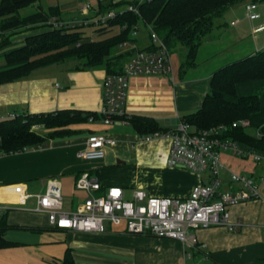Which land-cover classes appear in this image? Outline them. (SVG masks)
Masks as SVG:
<instances>
[{"label":"crops","instance_id":"obj_1","mask_svg":"<svg viewBox=\"0 0 264 264\" xmlns=\"http://www.w3.org/2000/svg\"><path fill=\"white\" fill-rule=\"evenodd\" d=\"M99 1L103 0L90 3L96 8ZM42 3L36 4L29 15L41 9L61 8V5ZM251 3L258 5L254 12L260 18L256 21L246 17V5ZM221 20L227 33L204 42L198 52L200 61L190 71L182 72V47L171 52L175 83L161 76L131 80L125 106L128 118H152L162 128L175 130L183 117L201 109L211 92V78L217 70L264 51V2L247 1L234 6ZM111 31L117 33L119 29ZM90 34L96 33L93 30ZM27 37H16L0 50L11 45L23 47ZM152 45L147 30L142 27L134 41L120 53H127L131 48L147 50ZM11 51L0 54V60L5 61L0 72L9 69L5 55ZM128 61L129 58L124 60V66ZM107 76L105 68L83 69L70 64L39 69L26 78L0 84V117L9 112L12 114L9 116H13L63 110L97 114L103 106ZM252 88H264V80L238 85V95L248 96L241 94V90ZM259 98L262 110L249 121L250 127L254 125L257 129L256 135L264 126V99ZM70 129L76 131L72 137L51 140L45 147L0 156V208L7 211L8 230L4 238L10 243L9 247L0 249V264H65L68 255L70 264H264V159L258 162L253 156L231 152L221 153L223 163L232 172L255 179L261 195L256 201L230 208L231 221L243 224L237 232L223 227L193 231L197 246L190 248L178 241L130 235L124 227L110 224L106 225L104 233L52 228L47 215L27 210L36 206L35 196L43 193L52 179H58L63 186L67 210H75L87 196L75 188L83 173L97 177L104 188L125 189L127 198L140 189L152 197L188 199L195 186L209 182L208 175L168 167L170 141L144 142L125 120H117L107 127L103 121L91 118L88 123L73 125ZM93 134L117 141L115 147L107 149L106 158L100 162H86L77 156ZM237 145L241 151L255 153L246 146ZM222 174L224 188L229 189L231 173ZM26 196H29L27 200Z\"/></svg>","mask_w":264,"mask_h":264},{"label":"trees","instance_id":"obj_2","mask_svg":"<svg viewBox=\"0 0 264 264\" xmlns=\"http://www.w3.org/2000/svg\"><path fill=\"white\" fill-rule=\"evenodd\" d=\"M247 1L264 0H152L140 6L141 16L132 13L119 15L109 23L108 27H88L75 30L52 29L28 36L25 45L5 55L9 69L0 72V84L11 83L30 76L34 71L52 65L80 62L83 69L105 68L108 75L120 73L124 68V60L136 51L118 52L123 43H132V32L135 25L142 21L149 24L157 35L166 43L172 52L182 47V72L197 65L198 52L215 27V21L221 19L232 7ZM41 0H0V49L7 46V33L19 27L33 26L43 23L50 16H57L58 8L51 7L37 13L22 16L21 11ZM139 0L99 1L96 12L92 16H101L110 11L121 9ZM124 26L126 28L124 29ZM85 29H93L99 35L108 36L91 39L86 36ZM114 29L119 31L114 33ZM4 39V40H3ZM143 51H157L153 44ZM79 63V65H80ZM264 80V51L240 61L231 63L217 70L211 78V92L206 96L203 106L198 111L183 117L182 122L189 124L195 133L218 130L220 139H229L246 146L258 154H264V126L259 135H251L247 129L234 123L251 121L262 110L261 100L257 95L239 96L238 85ZM102 120L98 113L76 110H63L54 113L34 115H18L15 118L0 120V156L23 152L28 148L45 147L50 139L69 138L76 131L70 129L77 124ZM131 125L140 137L167 133L159 122L147 117H118ZM42 125L50 129V134L43 137L32 130L33 126ZM7 211L0 217V249L7 248L10 243L4 238L8 230ZM67 256L65 264H70Z\"/></svg>","mask_w":264,"mask_h":264},{"label":"built area","instance_id":"obj_3","mask_svg":"<svg viewBox=\"0 0 264 264\" xmlns=\"http://www.w3.org/2000/svg\"><path fill=\"white\" fill-rule=\"evenodd\" d=\"M152 0H139L118 10L101 16L85 18L88 14L75 20L51 18L48 25L52 29L75 30L93 24L97 28L108 27L119 15L132 13L141 16L140 6ZM258 5H246L248 17L255 20L259 17L254 11ZM89 6L85 7V11ZM135 25L132 37L136 38L144 27L157 51H136L123 70L115 75H108L104 81L103 106L98 115L107 126L113 125L118 117L126 115L125 106L128 99L131 80L135 77L166 76L174 81L172 53L166 43L154 29L145 24ZM126 26H124V29ZM130 43H124L126 48ZM132 51V48L130 49ZM12 117H0V120ZM248 126V121L234 123ZM218 130L195 133L192 127L184 122L175 130L167 133H156L142 138L144 142L167 139L170 150L166 160L167 166L183 168L198 175H208L207 184L195 186L188 199L152 197L145 191L136 189L131 198H127L121 187L104 188L99 179L89 173H83L76 181L75 188L85 192L83 203L75 210L65 208L63 186L58 179L48 182L46 190L37 194V204L27 209L45 214L50 226L57 230L77 233H104L106 225L124 227L125 232L136 236H151L158 239L178 241L185 246L195 248L197 240L193 231L223 227L230 232H237L241 222H232L230 208L256 201L260 198V185L255 179L232 172L222 161V152H231L238 156H253L260 162L264 157L257 153L241 151L236 142L215 138ZM259 135V134H258ZM260 136V135H259ZM117 141L106 135L93 134L83 150L77 156L86 162H100L107 156V149L115 147ZM231 173V185L224 188L222 173ZM29 196L25 197L27 200ZM4 208H0V214Z\"/></svg>","mask_w":264,"mask_h":264},{"label":"rangeland","instance_id":"obj_4","mask_svg":"<svg viewBox=\"0 0 264 264\" xmlns=\"http://www.w3.org/2000/svg\"><path fill=\"white\" fill-rule=\"evenodd\" d=\"M43 3L42 4H47L48 3H52L54 5H61V8L57 9L58 12H57V16L53 15V16H50L49 19L43 23H40V24H37V25H33V26H26V27H19V29H17L16 31H10L7 33V37H9L7 39V41H9V44H11V41L13 39H16V37H22V36H31V35H35V34H39L41 32H44V31H47L48 27V21L51 19V18H56V19H60V20H75V19H78L80 17H82L83 14H88L87 16H85V18H89V17H92V15L95 14L96 12V8H94L95 6H93L92 3H90V1L92 0H41ZM104 2H107L108 0H103ZM259 2H262V1H259ZM40 3V2H39ZM37 3V4H39ZM99 3V2H98ZM98 5V4H97ZM96 5V7H97ZM36 6L33 5L31 7H28L24 10L21 11V15L22 16H28L29 14H31V12L33 11L34 7ZM86 6H89L88 10H84ZM128 6V5H127ZM126 7V6H125ZM258 14V13H257ZM259 15V14H258ZM77 16V17H76ZM246 17L250 20V21H256L260 18V15L257 19L255 20H251L249 17H248V13H247V10H246ZM145 23V22H144ZM222 20L219 19V20H216L215 21V27H214V30L212 31V33L206 37L205 41L208 40V39H214L216 37H222L225 33H227V28L224 27L222 24ZM142 24V23H140ZM146 24V23H145ZM147 25V24H146ZM50 27V26H49ZM52 28V27H50ZM142 29V28H141ZM225 29V30H224ZM86 32V36H89L90 35V38L91 39H94V40H97V39H101L103 38V36H100L98 35V32L96 31L93 36L92 33L93 32V29H85L84 30ZM105 35V33L103 34ZM264 35V34H263ZM107 36V35H106ZM250 37H253L252 35H249ZM4 40V39H3ZM204 41V42H205ZM8 44V45H9ZM124 44V43H123ZM122 44V46H123ZM15 46V45H14ZM11 45V47H7L5 49H2L0 50V54H3V53H6V52H9L11 50H13L14 48H20L22 46H17V47H14ZM179 47V46H178ZM181 47V46H180ZM122 49V48H121ZM121 49H119L118 52L121 51ZM200 60L197 59V63H199ZM80 63V62H79ZM78 62H67L66 64H70V65H73V67H76V68H82V64L80 63L79 65ZM5 65V61H1L0 60V66H3ZM198 65V64H197ZM196 65V66H197ZM54 66V65H52ZM173 66H174V63H173ZM176 66V64H175ZM195 66V67H196ZM50 67V66H49ZM175 69V68H174ZM188 71H190L188 69ZM187 71V72H188ZM143 77V76H142ZM145 77V76H144ZM147 77H153V76H147ZM161 77H166V76H161ZM169 78V77H168ZM170 80L172 81V79L170 78ZM174 82V81H173ZM175 83V82H174ZM131 84V83H130ZM130 89V88H129ZM241 94H246V95H258L259 97L263 98L264 99V88H261V89H256V88H252V89H249L248 91H245V90H241ZM9 115H12L11 112H9L8 114H5V117H8ZM9 117H12V116H9ZM102 121V120H101ZM247 121V120H246ZM76 125V124H75ZM78 125V124H77ZM105 125V124H104ZM107 126V125H105ZM110 126V125H109ZM112 126V125H111ZM108 127V126H107ZM245 129H247V132L251 135H256L257 134V129L254 127V125L252 127H250V122L248 121V126L245 127ZM33 131H35L36 133H38L39 135L43 136V137H47L49 136L48 134H50V129H46L44 128L42 125H35L33 126L32 128ZM259 136V135H258ZM144 138V137H142ZM215 138H219V136H216ZM220 139V138H219ZM51 140L53 139H50L48 140L47 144H49L51 142ZM142 140V139H141ZM220 140H229V139H220ZM258 154V153H257ZM260 155V154H259ZM264 159V158H263ZM262 159V160H263ZM116 165H118V162L116 161L115 162Z\"/></svg>","mask_w":264,"mask_h":264}]
</instances>
